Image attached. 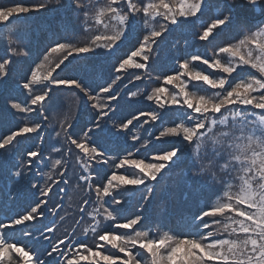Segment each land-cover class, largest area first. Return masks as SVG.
I'll return each instance as SVG.
<instances>
[{
	"label": "snow or ice",
	"instance_id": "1",
	"mask_svg": "<svg viewBox=\"0 0 264 264\" xmlns=\"http://www.w3.org/2000/svg\"><path fill=\"white\" fill-rule=\"evenodd\" d=\"M49 7L63 8L64 0H10L8 5H0V25ZM67 7L81 21L78 31L89 34L85 39L70 32L62 38L64 42L52 41L41 62L29 68L30 74H25L22 82L13 80V66L17 57L31 54L29 43L23 37L9 41L0 55V95L9 82L28 94L26 103L18 102L10 91L5 96L6 111L23 119L15 130L0 129V158L7 165L9 149L17 153L20 144L32 134L40 139V143L24 149L26 155L12 165L14 172L7 168L12 176L39 191L40 198L6 223L0 222V264H80L89 261L90 256L94 264H264V0H68ZM201 18L202 31L196 33L199 41L212 44L226 29L234 35L213 45L211 54L181 57L170 70L173 74H162L159 86L144 93V98L155 105L152 110H137L131 119L121 116L126 122L113 124L115 131L108 129L111 135L123 136L127 143L129 126L135 127L133 121L140 124V117H147L141 127H156L158 135L149 133V139L131 135V140L137 142L132 146L135 152H147L153 145L169 141L170 150L153 147L155 162L150 163L145 162L147 157L133 159V153L124 150L127 154L119 158L115 168L125 169L129 175L112 171L96 183L94 176L100 175L97 166L107 165L111 159L106 156L109 150L102 143V134L120 109V93L114 86L122 76L131 74L130 70L147 72L159 41ZM133 35L135 40L131 39ZM14 42L17 47H12ZM126 42L130 47H125ZM118 50L122 54L115 56L104 84L90 88L78 78H60V72L74 59L83 55L111 59ZM53 54L55 61L50 59ZM134 79L141 80V76ZM60 87L79 89L87 101L93 102L88 109L95 112L92 120L82 124L79 131L67 119L60 121L54 144L60 143L63 134L67 144L79 150L76 163L83 173L79 180L90 192L94 191L98 205L91 212L80 209L91 221L83 234L91 233L94 243L89 246L77 238L73 228L55 242L50 235L42 234L48 249L41 253L15 235L9 236L8 230L14 233L23 226L21 235L31 238L32 232L25 230L30 222L46 218L45 210L55 217L61 209V203L49 207V194L54 185H67L64 177L69 165L65 151L70 153L72 148L50 144L45 160L43 153L47 149L41 147L47 105L54 89ZM102 94L116 104L115 109L110 103L100 102ZM127 94L139 95L137 91ZM166 122L170 126H164ZM37 161L44 166L50 163L49 172H39L41 179L47 177L43 187L31 183L33 177L28 175ZM178 163L185 165L187 182L212 187L214 198H209L202 208L197 207L190 218H182L171 227L162 222L146 223L148 218L142 212L125 215L127 200L122 193L129 190L128 186H144L152 194L155 189L149 185L158 184L163 173ZM141 199L147 201L149 196L142 194ZM83 203L88 205L90 200ZM50 223L51 227L43 226L44 233L56 230V222ZM45 254L48 259L42 258ZM56 256L61 259L56 261Z\"/></svg>",
	"mask_w": 264,
	"mask_h": 264
},
{
	"label": "trees",
	"instance_id": "2",
	"mask_svg": "<svg viewBox=\"0 0 264 264\" xmlns=\"http://www.w3.org/2000/svg\"><path fill=\"white\" fill-rule=\"evenodd\" d=\"M30 2H39V0H30ZM9 3L10 0H0V5H8ZM67 3L68 0H64L65 7L63 8L49 7L47 10H41L38 13L21 14L18 19H12L10 23L5 22V24L0 25V55L6 50L9 41H17L20 37H23L24 42L29 43L31 48V54L28 57L20 56L16 58L17 62L13 66V80L22 82L24 75L30 74L29 68L35 67L36 63L41 62L46 47H49L52 41L60 40L64 42L62 38L68 37L70 32L75 33V36L80 40L85 39L89 35L82 30L78 31L81 21L72 14L71 10L67 7ZM203 22L204 18L190 21L189 24L181 26L165 35L159 41V48L153 54V59L150 61L151 68L147 72L144 70H130L131 74L122 76V80L118 81L117 85L114 86L116 91L120 93V96L117 97L120 109L116 116L107 122L108 127L102 134V143L109 150L106 152V156L111 159L107 165L102 167L97 166L96 170L100 175L94 176L96 183L101 182L105 173L110 175L112 171H117L118 174L129 175V171L115 168V164L119 163V158L126 155L127 152L133 153V159H145L147 157L145 162L150 163L155 162L152 159L154 154L152 151L153 147L157 150L168 149V143L170 141L157 143L150 147L147 152L136 153L133 149L132 146L136 145L137 142L131 140V135L138 134L144 139L150 138L149 133L158 135L156 127L150 128L148 125L141 127V124H143L144 119H147V117H140V124L133 121V124L136 125L135 127L132 125L129 126L131 132L129 133L127 143H124L123 136L117 137L111 135L108 129L115 131L113 124L126 122V119H131L132 115L137 114V110L144 112L152 110L155 105L153 102H149L144 98V93L146 91L150 92L154 87L159 86L163 81L162 74H173L170 70L176 67L177 61L181 57L189 58L193 54H211L214 51L213 45H219L222 41L228 40L234 35L232 31L226 29L221 37H218L212 44H208L207 41H199L196 33L202 31L200 25ZM135 38V35H133L131 39L135 40ZM12 47H17V44L14 42ZM125 47H130V42H126ZM121 54L122 52L118 50L113 54L111 59L83 55L80 58L74 59L67 69L60 72V78H78L86 87L90 88L96 84H104L107 74L111 70V65L115 63V56ZM38 56L39 59H37ZM50 59L55 61L56 54L50 56ZM193 63L200 64V62ZM202 67L207 69L206 65H202ZM57 71L59 72V70ZM136 75L141 76V80H135L134 76ZM15 86L16 84L11 82L8 85H4V94L0 95V129L3 130L9 128L15 130V126L23 119V116L19 114L13 117L6 111L8 105L5 102V96L9 91L18 102H27V90H22ZM169 87L171 88V86ZM36 90L39 91L40 89L37 88ZM96 91L98 92L99 89L97 88ZM129 91H137L139 95L137 97H131L127 94ZM51 95L53 99L47 105L45 112L48 119L45 121V127L41 132V136L44 137V143L41 144V147L47 149L43 153L45 160H47L49 155V145L54 144V141L57 139L55 137V131L59 130L60 121L67 119L75 125V130L79 131L81 125L86 121L92 120L95 114V112L88 111L93 102L87 101V98L83 97L79 89H68L66 87L55 88ZM100 102L110 103L113 109L116 108L114 102L106 100V94H102ZM109 116H112L111 112ZM121 116L126 117V119L122 121L120 119ZM40 119L43 120L42 117ZM155 123L159 124V122ZM90 126L88 125V127ZM164 126L170 125L166 122ZM145 128L148 129L147 132L144 130ZM86 130L87 127H85ZM71 131L72 129H69V132ZM5 134L7 133L5 132ZM59 139L60 143L54 144V146L60 147L63 145L65 149L72 148L70 153L65 151L69 168L64 179L68 183L67 185L64 183H60L58 186L54 185L53 191L49 194L51 200L49 207H52L56 203H61V209L58 210L59 214L54 217L45 210L46 218L41 217L38 222H30L25 230L32 232L31 238L21 235V227L23 226L18 227L14 233L13 230H8L9 236L15 235L16 239L22 240L41 253H44V250L48 249V242L42 239V234L50 235L52 241L55 242L57 237H63L66 233H70L71 229L76 227V236L85 235L83 234V229L91 222L90 217L87 216V212H91L93 208L98 206L94 191L90 192L86 183L79 180V176L83 174L79 165L76 163L79 150L75 149L74 146L68 145L67 141L63 139V134ZM38 143H40V139L35 134H32L29 139L20 144L17 153L13 154L12 149H9L7 165H5L3 158H0V222L6 223L16 213L23 212L28 205L32 204L33 200L40 198L39 191L31 189L29 183L18 180V178L12 176L7 171V168H11L12 172H14L16 169L12 165L26 155L24 149L30 148ZM124 150H127V152ZM2 152L3 150H0V153ZM184 169L185 165L178 163L172 170L165 171L162 178H159L160 182L158 184L153 182V184L149 185V187H154L155 189L152 194H148L144 186H139L138 188L128 186L129 190L122 193L127 200L125 204V215L131 212H142L148 218L146 223L155 225V223L162 222L169 227L177 224L182 218H190L191 212L195 211L197 207L202 208L209 201V198H214V189L212 187L193 185L191 182H187L183 175ZM49 170L50 163L48 166H44L42 161H37V164L31 166V172L28 173L29 177H33L31 183H37L40 187H43L47 177L45 176L44 179H41L39 172L47 173ZM61 189L64 191L61 192ZM117 191H120V189H117ZM142 194L148 195L149 199L147 201L142 200ZM85 199L90 200L88 205H84L83 201ZM81 207H84L87 212L81 213ZM102 211L103 208H101ZM82 215L84 219H80ZM61 216L64 217L63 221L60 220ZM205 219L211 224L209 218ZM52 221H55L57 224L56 230L51 234L44 233L43 226L47 225L51 227L50 222ZM77 221H80V223L77 224ZM83 241L88 243L89 246H92L94 243L92 234L88 233L86 239ZM42 258L48 259L46 254L42 255ZM60 259L59 256H56V261ZM80 264H94V262L80 261Z\"/></svg>",
	"mask_w": 264,
	"mask_h": 264
},
{
	"label": "rangeland",
	"instance_id": "3",
	"mask_svg": "<svg viewBox=\"0 0 264 264\" xmlns=\"http://www.w3.org/2000/svg\"><path fill=\"white\" fill-rule=\"evenodd\" d=\"M17 87V86H15ZM18 88V87H17ZM81 219V218H80ZM90 256V255H89ZM89 262H94L92 259H91V256H90V259H89Z\"/></svg>",
	"mask_w": 264,
	"mask_h": 264
}]
</instances>
